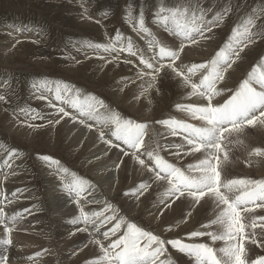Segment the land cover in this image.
Here are the masks:
<instances>
[{"label": "snow or ice", "instance_id": "1", "mask_svg": "<svg viewBox=\"0 0 264 264\" xmlns=\"http://www.w3.org/2000/svg\"><path fill=\"white\" fill-rule=\"evenodd\" d=\"M230 11V7H225L213 12L201 0H161L153 10V21L178 38V43L169 46L146 25L144 11L134 16L129 4L126 19L129 23L135 21L133 31L142 34L141 39L147 40L146 50L137 48L134 41L119 30L115 31L108 43L81 42V47L96 53L126 52L131 57H137L139 65L143 66L137 75L141 80L147 78V86L142 89L145 93L156 86L158 77L163 73L164 76H175L189 90L188 97L198 98L190 103H177L175 107L193 120L200 121V126L173 117L156 121L167 130L168 135L179 138V143L168 145L176 150L173 153L176 158L196 154L202 156L186 167L166 160L160 154L164 146L157 143L149 147L145 144L147 124L121 116L94 94L81 97L79 89L61 80L40 79L32 83V89L39 93L37 99L46 100L49 108L54 110L52 118L47 120L48 125H58L66 117L74 122L78 120L89 130L99 125L98 138L109 150L119 149L124 156H130L151 174L148 180L125 191L124 196L139 200L152 184H157L164 186L159 203L165 208L170 209L176 202L186 200L195 206L209 198L217 209L215 218L202 223L200 229L189 231L185 236L168 238L164 233L177 227L176 223H169L166 228L162 226L160 232L140 226L121 214V210L107 199L97 200L93 195L95 186L90 180L70 172L58 159L38 154V159L57 169L63 189L78 207L79 214L68 222L72 225L82 224L83 227L75 228L72 234L89 233L91 243L100 249L101 255L86 261V264H177L169 248L192 258L194 264H264V254L252 251V246L264 250V215L256 214V209H264V179L222 177V165L229 158L228 137L242 134L249 126H264V56L235 88H227L222 83L240 54L258 40H264V23H258L264 16V9L259 12L251 10V14H246V18L236 23L226 42L208 60L185 63L182 57L186 46L195 45L201 39H211L214 28L223 23ZM210 12L212 15L209 19ZM12 27L16 31L33 30L27 26ZM99 58L105 59L103 56ZM53 99L59 103H53ZM0 102L8 103L5 95H0ZM65 105L78 115L66 110ZM101 109L104 111L101 112ZM19 111L32 120L45 119L32 108H20ZM86 121H94L95 125ZM109 126L110 134L106 135L101 129ZM18 155L17 149L8 150L3 166L11 167L10 161ZM249 155L264 157V148H253ZM115 167L119 169L120 164L117 163ZM69 175L71 178L65 179ZM0 196L4 194L0 192ZM12 196H16V192ZM4 199L8 197L4 196ZM85 204L102 206L98 210L86 211ZM187 215L191 216V212ZM21 218V212L9 216L0 206V225H3L6 236L0 240V244L12 245L11 233ZM257 228L260 229L259 233ZM204 237L212 242L222 241L223 246L214 248L209 243L198 242L199 238ZM104 241H108L107 245ZM6 252L7 249L0 252V264H10ZM35 256H41V252H36ZM28 259L33 260V257Z\"/></svg>", "mask_w": 264, "mask_h": 264}, {"label": "rangeland", "instance_id": "2", "mask_svg": "<svg viewBox=\"0 0 264 264\" xmlns=\"http://www.w3.org/2000/svg\"><path fill=\"white\" fill-rule=\"evenodd\" d=\"M160 3L161 0H0V95H5L8 101V103L0 102V145H2L0 147V172L2 173L5 168L14 171L15 166H19L22 171H19L20 173L13 172L14 174L8 175L9 177L5 176L0 183V192L5 191L3 194L7 196L13 192L19 193L23 188H28L31 197L24 198L16 203L15 206L19 210L28 209L33 211L42 205L44 193L48 186L42 167L47 166L49 171L55 173L54 167H49L47 163L37 158L38 154L49 155L58 159L61 163L69 165L73 169H69L70 172H80L84 175L92 170L91 168L85 170L82 167L88 154L87 148L83 146L77 155H72L74 150L64 135L65 126L59 131L55 130L58 126L65 125L67 117L58 125L47 124V120L52 118L54 110L49 108L46 100L37 99L39 93L32 89L33 82L40 79L67 82L74 88L79 89L81 95L84 93L94 94L103 99L112 110L118 111L121 116L146 124L151 121L156 123L161 119L163 113L174 110L176 108L175 104L183 103L186 92L183 93L179 90V84L172 78L171 74L164 76L162 73L157 79L155 89H150V93L143 92L142 95V99H146L156 108L161 107L155 112L153 116L155 119L143 118L141 115L143 109L132 112L125 102L131 98V92L139 88L138 84L141 82L140 86L145 87L143 83H146L147 80V78L141 80L137 75V68L143 67L139 65L138 58L131 57L126 52H120L119 54L96 53L92 49L81 47V42L84 41L108 43L109 39L114 37L116 30L132 40L137 39V41L133 40L135 44L140 43L139 40L142 34L139 36L137 32L133 31L135 21L129 23L126 19V10L129 4L132 5L134 16H138L139 11H144L148 27L152 28L156 25V28L159 29L163 37L165 36L166 40L178 41V38L167 31L168 35L164 32L166 30L162 26L153 21V10ZM201 3L212 9L213 12L231 5L232 10L225 16L224 24L221 23V25L214 28L215 31L213 30V35L211 34L213 39L220 37L221 44H224L229 38L233 26L241 19L246 18V14H251L250 8L253 7L252 10L257 9V12L264 9V0H201ZM85 9H87L86 12ZM241 14L243 15L241 16ZM211 15L212 12L208 15L209 19ZM258 23H264V16L261 17ZM12 26H27L33 30L16 31ZM222 26L225 30H223L224 36L222 35L223 31L221 34L219 32ZM142 41H145V39H142ZM73 45L76 47L74 48ZM255 46H258V49L257 54L252 59L251 67L257 63L264 53V40H258ZM117 47L119 46L117 45ZM99 56H103L105 59L102 60ZM113 57L116 58L113 59ZM77 60L80 62L77 63ZM105 60H112L113 62L106 63ZM133 60H136V62H127ZM203 61L197 60L195 62ZM251 67L249 68L251 69ZM250 69H247V72ZM245 74L247 73L244 72L232 85L228 84L227 88H235L244 79ZM5 80L7 83H5ZM122 90H124L126 99L119 102L114 93ZM53 103L58 104L59 102L53 99ZM65 107L66 110L76 113L75 110L68 108L66 105ZM20 108L38 110L45 119L32 120L20 112ZM165 109L166 111H164ZM102 111L104 110L102 109ZM150 111L152 113V110ZM75 115H78V113ZM29 125L42 126L29 127ZM245 129L252 134L249 127ZM29 135L32 138H29ZM13 148L18 150L19 155L15 157V160L10 161L11 167L3 166V160L7 158L8 150ZM257 175L255 174V176ZM249 178L258 179L257 177ZM18 189L20 191H17ZM119 193L115 194V198ZM4 196H2L3 199ZM259 212L262 213V210L259 209L256 213L260 214ZM143 218L144 216L141 213L134 217L140 223H143ZM146 226L151 228L149 224ZM44 227L45 225L42 226V228ZM154 230L157 231L158 229L155 228ZM169 235L167 234L169 238L178 236L173 232ZM179 236H183V234ZM44 237V240L49 243L51 240L50 235ZM7 247L9 246L0 247V252H4ZM88 258L89 256L82 258L83 261H80V259L77 263L69 264H83ZM54 264L63 263L59 259L56 262L55 259Z\"/></svg>", "mask_w": 264, "mask_h": 264}, {"label": "bare ground", "instance_id": "3", "mask_svg": "<svg viewBox=\"0 0 264 264\" xmlns=\"http://www.w3.org/2000/svg\"><path fill=\"white\" fill-rule=\"evenodd\" d=\"M252 8H250V10H252ZM243 14H241V16ZM223 27L224 26H222L221 29L219 28L220 34L224 30ZM151 30L157 38L169 44V46L179 42L176 40H166L164 38L165 36L163 37L160 34L159 29L156 28V25L153 26ZM104 31L105 30L103 29V32ZM224 31L222 35L224 34ZM164 32L167 33V31ZM205 35L207 36L208 34L206 33ZM212 35L211 39H201L195 45L186 46L185 51L182 53L184 62L196 63L195 61L197 60L203 61L211 58L215 54V52L223 45L219 41L220 37L216 39L214 38V40L212 38ZM223 36H221V38H223ZM133 40L137 41V39L135 38ZM140 40V43L135 45H137V48L139 49L146 50L147 40ZM253 46H255V43L246 48L245 51L240 54V58L233 64L232 68L228 70V72L226 73L225 81L222 82L224 86L227 87L228 84L232 85L233 82L238 79V77L244 74V72L248 73L250 71L249 70L247 72V69H250L249 67H251V62H253L252 59L257 54L256 51L258 49V46ZM262 56H264V53L262 54ZM193 60L195 61L193 62ZM134 62H136V60H133L130 63ZM140 69L141 67L137 68V71H139ZM246 75L247 74H245L244 78L246 77ZM171 76L178 82L180 87L179 90L183 93L186 92L184 95L183 103H190L198 100V98L195 96L188 97L187 92L189 90H186L185 86L180 83L175 76ZM140 84L141 82L138 84L139 88H137L136 91L131 92V98H129L125 102L126 106L132 112H135L136 110L141 111L143 109L141 114L143 118H154L153 116L155 112L159 110L160 106L156 108L150 102H147L146 99H142V89L144 87L140 86ZM143 85H145V87L147 86L146 83H143ZM148 92L150 93V90ZM86 94L87 93L82 94L81 97ZM114 94L117 101L119 102H122L126 99L124 90L117 91ZM146 109L147 111H145ZM150 110H152V113ZM164 111H166V109ZM101 112H103L102 109ZM72 113L74 115L76 114L73 111ZM170 117L185 120L187 122L190 121L189 123H194L197 126H199L200 123V121L193 120L186 113L180 112L176 108L161 115V119ZM86 123H93L95 125L94 121H86ZM63 126H65L64 135L66 136V140L74 150L72 152V155H77V153L80 152V148H82L83 146L87 148L86 151L88 154L85 158L86 160L83 162L82 167L85 170H89L90 168L92 170L88 174L84 175L80 172L76 173L79 176L90 180L91 183L95 186L93 195L97 200L103 201L104 199H107L109 202L113 203L120 210H122V214L131 218L133 222L146 228V225L149 224L151 226V229H158L156 232H160L162 226L166 228L169 223H176L178 225L177 227L173 228V230L170 232L164 233V235L168 237L167 234L169 235L171 232L178 234V236L180 234H183L184 236L189 231L200 229L202 223H207L208 220L215 218L217 209L214 202L209 198H205L199 205L195 206H191V202L186 200L183 203L176 202L170 209L163 207V205H161L159 201L161 198V194L164 192V186H158L157 184H152L151 189H149L148 192L144 194V196L140 197L139 200H136L131 196H124L123 193L125 191L129 190L134 185L139 184L141 181L148 180L151 174L148 173L145 168L140 166L133 158H131L130 156H124L119 149L109 150L106 145L98 138L99 131L97 129L100 128L99 125H96L92 130H89L85 126V124L79 123L78 120L74 122L70 117H67L65 125L62 124L55 130L59 131V129H61ZM249 128L251 129L250 131L252 132V134L247 129H245L242 134H232L228 137L226 145L229 151V158L222 165L224 169V171L222 172V177H226L229 179L242 177H257L258 179H264L263 157L249 155L253 148H264V126H249ZM101 130H103L106 135L110 134V126L103 127ZM28 137L32 138L31 135H29ZM145 138V144L149 147H152L157 143L164 146L160 154L166 160L176 164L179 167H186L189 163H195L197 157L202 158L200 154H196L195 156H182L181 158H176L173 155L176 150L174 148L168 147V145L170 143H179V138L168 135L165 128L154 122L152 123V121L147 123V128L145 129ZM12 160H15V157ZM12 162L14 163L15 161ZM117 163L120 164L119 169L115 167ZM61 165L67 167L68 169H72L65 163H61ZM42 168L43 175L47 180L48 186L47 190L45 189L46 191L44 193V201L40 207L34 209L33 211L25 212V209L19 210L15 206L16 203L21 201L22 199L31 197V193L28 188H23L19 193L16 192V196H12V193H8V199H3L2 196L0 197V201H3L0 206L5 208V211L9 216L14 214L15 212L22 213V218L18 220L13 232L11 233V239L13 243L9 247L5 248L7 249L6 254L9 256L10 264H54L55 259L56 262L57 259H59V261L63 264H69L74 262L77 263V261H79L80 259V261H83L82 258L88 256L89 258L86 261L97 258L99 255H101L100 249L98 246L91 243L92 237L89 235V233L76 232L75 235L72 234L75 231V228L83 227V225H72L68 222L70 218L79 214V210L78 207L72 202L67 192L63 189L57 169L54 167L55 173H53L48 170L47 166H43ZM6 169L7 171H5ZM19 171L22 172L19 169V166H15L14 171H11L9 168H5L2 173L0 172V183L2 182V180H4L5 176L9 177L8 175L11 176L13 172L17 173ZM255 174L258 175L255 176ZM70 178V175L65 177V179ZM118 193L119 195H117V198H115V194ZM9 200H11V203H9ZM84 206L86 211H90L93 209L98 210L102 205L85 204ZM258 210L256 209V212H258ZM260 210H262V213L259 212L260 214H256L264 215V209ZM161 212L163 213L162 216L160 215ZM189 212H191V216L187 215ZM140 213L144 216V218L142 219L143 223H140L134 219V217H136ZM43 225H45L44 228H42ZM213 230H215V228ZM256 231L257 233H259L260 229L257 228ZM48 235H50L51 238L49 243L44 240V236L48 237ZM5 238L6 236L3 232V225H0V240ZM113 239H115V237H113ZM198 242L209 243L210 246L214 248H220L223 246L222 241L212 242L206 237L199 238ZM104 243L105 245H107L108 241H104ZM85 245H87V247H85ZM0 247H4V245L0 244ZM252 251L259 254H264V250L256 248L255 246H252ZM36 252H41V256L36 257ZM169 252L177 262V264H194V260L192 258L178 253L176 250L169 248ZM30 256L33 257V260L28 259V257ZM86 261L83 264H86Z\"/></svg>", "mask_w": 264, "mask_h": 264}]
</instances>
